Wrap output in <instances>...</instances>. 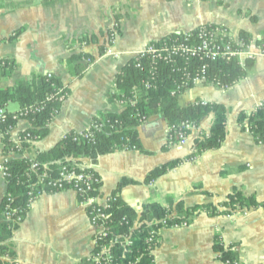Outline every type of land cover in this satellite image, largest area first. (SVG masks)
<instances>
[{"label": "crops", "instance_id": "0c3cea01", "mask_svg": "<svg viewBox=\"0 0 264 264\" xmlns=\"http://www.w3.org/2000/svg\"><path fill=\"white\" fill-rule=\"evenodd\" d=\"M209 25L233 40L242 39L243 33L252 45L264 43V0H0V59L15 64L11 74L0 78V88L51 74L68 89L47 136L23 157L33 159L50 150L68 132L86 131L96 115L120 113L121 103L109 100L115 77L145 45ZM16 31L19 35L9 41ZM92 35L96 44L78 42ZM107 49L117 57L107 55ZM73 55L82 58L67 64ZM252 62L245 78L227 90L202 83L178 98L181 107L196 100L225 107L226 135L218 149L189 161L194 141L209 135L212 113L200 120L182 147L166 145L167 126L156 115L137 128L138 149L84 161L100 179L99 195H116L137 217L150 205L170 217L179 204L199 208L185 227L159 229L153 264H223L216 246L234 253L239 264H264L262 207L216 216L204 210L217 207L221 212L219 205L234 190L264 203V146L237 122L241 112L264 103V53ZM75 68L84 69L81 77L75 78ZM5 110L16 113L19 106L10 102ZM29 128L27 120H19L12 141L18 142L19 133ZM15 158L20 156L2 155L0 136V166ZM174 161L179 164L173 169L146 181L149 172ZM5 193L0 173V204ZM93 235L76 194L66 190L36 198L6 244L19 264H83L93 251Z\"/></svg>", "mask_w": 264, "mask_h": 264}, {"label": "trees", "instance_id": "16d2710c", "mask_svg": "<svg viewBox=\"0 0 264 264\" xmlns=\"http://www.w3.org/2000/svg\"><path fill=\"white\" fill-rule=\"evenodd\" d=\"M45 2L51 0H42ZM211 28H219L209 25ZM221 29V28H219ZM21 31V30H20ZM195 33V30L192 31ZM19 31L9 38L13 41L19 35ZM181 35H171L153 42L155 46L171 44L181 40ZM240 38L248 40L243 33ZM78 42L86 44H96L95 36H83ZM263 48H264V43ZM87 56V55H85ZM82 58L73 55L67 61H78ZM143 70L136 68L135 58L130 59L116 75L114 80V92L109 95V100L119 102L125 101L127 105L120 113H107L96 115L91 124L97 125L98 130L93 132V139L87 140L79 136V132H68L50 150L40 152L33 159L23 157L31 151L34 144L43 140L48 134V127L59 113L63 102L59 100L62 94H68V89L63 87L58 79L53 75L47 78L46 75H36L29 82H18L12 89L0 88V136L2 155H19L20 158L9 159L3 163L4 180L6 193L0 204V214L6 205L13 208H23L27 202L26 193L29 190L28 178L35 181V174L30 171L32 161L39 166V172L45 167L46 174L50 178H55L63 166L75 167L86 160H93L100 156L120 151L123 148H139L137 128L147 119L153 116H160L167 128L178 126L182 122H190L198 127L200 120L212 113L214 116L208 136H203L194 141V153L189 156L198 157L209 150L218 149L226 135V109L221 104H202L199 100L181 107L178 98L185 91L191 89L194 84L192 79L198 75L200 69L206 65V78L203 84L227 90L243 80L252 67V60H246L241 66L236 59L229 61L219 60L208 63L206 61L193 60L185 62L181 59H174L170 64L162 61L154 64L152 72L149 61H140ZM15 69V64L10 59H0V78L11 74ZM75 78L83 75L84 69L75 68ZM78 71V72H77ZM133 101V104L130 102ZM17 103L19 110L16 113H9L5 106L10 103ZM23 113L25 116L20 117ZM27 120L30 128L19 133L18 142H13L11 132L19 120ZM237 122L243 130H247L254 138L255 142L264 146V103L250 113L241 112L237 117ZM85 132V131H83ZM189 135L190 132H187ZM173 143L178 139L172 136ZM178 161L164 164L148 173L146 181H152L173 169ZM223 210L219 212L217 207H206L211 216L229 215L235 211H247L262 207L254 198L245 197L240 191L234 190L228 195L225 202L219 205ZM199 210L198 207L183 209L179 204L176 206V214L167 223L190 222L192 217ZM108 212L111 214L110 231L112 235H120L128 232L130 226L120 224L122 218L126 217L129 224L137 221L138 227L133 231V243L129 248L130 253H123V249L115 247L112 249L114 259L119 264H153V257L148 251L146 238L148 232L147 223L153 219H161L167 212L155 205L144 206L139 217L119 199L115 201ZM13 229L2 222L0 223V264H19L14 251L6 242L10 240ZM216 252L220 253L222 262L229 264H239L236 256L230 251H224L216 246ZM136 260L138 262H136ZM136 262V263H135ZM83 264H92L84 261Z\"/></svg>", "mask_w": 264, "mask_h": 264}, {"label": "built area", "instance_id": "2783aa9c", "mask_svg": "<svg viewBox=\"0 0 264 264\" xmlns=\"http://www.w3.org/2000/svg\"><path fill=\"white\" fill-rule=\"evenodd\" d=\"M48 1V0H46ZM184 1H202V0H184ZM112 37V35H111ZM181 40L173 42L171 44H163L161 46H155L149 43L134 57L136 62V68L143 70L140 61L148 60L152 72L153 65L162 61L165 64H170L174 59H181L185 62L193 60L206 61L208 63L217 62L219 60L229 61L236 59L238 63L243 66L246 60L254 59L257 54L264 53L263 44H250L243 39L233 40L225 30L219 28H211L209 26H201L195 30L181 34ZM113 38L109 41L112 42ZM107 55L117 57V55L111 50H106ZM206 68L204 65L197 76L192 79L194 85L202 84L206 78ZM47 78H50L51 74H46ZM67 98L66 94H62L59 100L64 102ZM121 105H127L125 101L120 102ZM202 104H206L201 102ZM133 104V101L130 102ZM2 110H0V114ZM20 117L25 116L23 113ZM98 130L97 125L91 124L85 132H79V136L84 139L92 140L93 132L90 130ZM196 127L190 122H182L178 126L167 128L166 145L167 146H179L182 147L187 141V132H192ZM175 135L178 139L177 143H173L172 136ZM262 145V144H260ZM135 150L132 148H123L122 151ZM194 152V150H193ZM195 157L190 158V162L195 161ZM45 167L39 172V166L36 162L32 161L30 171L35 174V181L32 183V178H28L29 190L26 193L27 202L23 208H11L6 205L2 212V220L10 229L19 226L26 216L27 211L31 207V204L36 198L44 193L63 192L66 190H72L77 196L78 205L83 207L88 221L94 229L93 235V251L87 260L92 264H119L116 263L112 249L116 246L123 249V253H130L129 248L133 243V231L138 227L137 221H134L132 225L129 224L126 217L122 218L120 224L130 226L129 230L125 234L112 235L110 231L111 214L108 212L110 206L117 201L116 195L100 196V179L95 170L91 166H87L84 162L77 164L75 167L68 168L63 166L58 172L55 178H49L46 174ZM0 173L4 177V167L0 166ZM172 218L166 214L161 219H153L147 223L148 228L151 230L148 232L146 238V244L148 245V251L152 255L153 250L157 246L158 231L163 227H185L187 224L184 222L173 223L167 226V223ZM136 262H138L136 260ZM135 262V263H136ZM134 264V263H130ZM223 264H229L228 261Z\"/></svg>", "mask_w": 264, "mask_h": 264}, {"label": "rangeland", "instance_id": "374dc122", "mask_svg": "<svg viewBox=\"0 0 264 264\" xmlns=\"http://www.w3.org/2000/svg\"><path fill=\"white\" fill-rule=\"evenodd\" d=\"M261 43V42H260ZM175 216V215H174ZM172 218V217H171Z\"/></svg>", "mask_w": 264, "mask_h": 264}]
</instances>
